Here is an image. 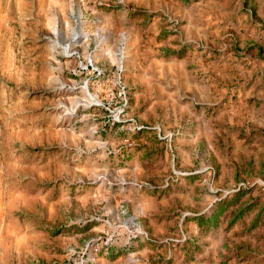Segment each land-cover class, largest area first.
Instances as JSON below:
<instances>
[{"label": "rangeland", "instance_id": "obj_1", "mask_svg": "<svg viewBox=\"0 0 264 264\" xmlns=\"http://www.w3.org/2000/svg\"><path fill=\"white\" fill-rule=\"evenodd\" d=\"M0 264H264V0H0Z\"/></svg>", "mask_w": 264, "mask_h": 264}]
</instances>
